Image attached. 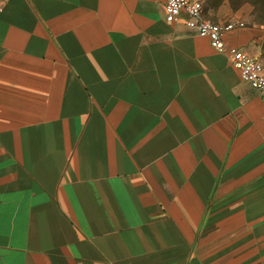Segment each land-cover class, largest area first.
I'll list each match as a JSON object with an SVG mask.
<instances>
[{
  "label": "crops",
  "instance_id": "0c3cea01",
  "mask_svg": "<svg viewBox=\"0 0 264 264\" xmlns=\"http://www.w3.org/2000/svg\"><path fill=\"white\" fill-rule=\"evenodd\" d=\"M0 264H264V97L165 0H0Z\"/></svg>",
  "mask_w": 264,
  "mask_h": 264
},
{
  "label": "built area",
  "instance_id": "2783aa9c",
  "mask_svg": "<svg viewBox=\"0 0 264 264\" xmlns=\"http://www.w3.org/2000/svg\"><path fill=\"white\" fill-rule=\"evenodd\" d=\"M165 16L170 24L184 20L185 25L199 37L208 39L215 51L228 55L241 79L264 97V65L256 57L226 43L228 34L245 27L243 22L217 24L206 20L200 0H165Z\"/></svg>",
  "mask_w": 264,
  "mask_h": 264
},
{
  "label": "rangeland",
  "instance_id": "374dc122",
  "mask_svg": "<svg viewBox=\"0 0 264 264\" xmlns=\"http://www.w3.org/2000/svg\"><path fill=\"white\" fill-rule=\"evenodd\" d=\"M200 1H202L205 9L209 10L205 15V19L208 21L217 24L240 21L247 28L264 30V0Z\"/></svg>",
  "mask_w": 264,
  "mask_h": 264
}]
</instances>
